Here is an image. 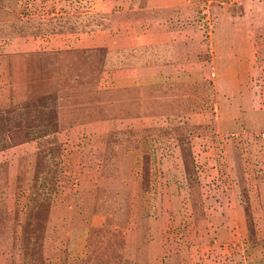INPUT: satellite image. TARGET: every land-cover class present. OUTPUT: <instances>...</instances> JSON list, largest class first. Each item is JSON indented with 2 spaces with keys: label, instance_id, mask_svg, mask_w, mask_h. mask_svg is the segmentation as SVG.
I'll list each match as a JSON object with an SVG mask.
<instances>
[{
  "label": "rangeland",
  "instance_id": "1",
  "mask_svg": "<svg viewBox=\"0 0 264 264\" xmlns=\"http://www.w3.org/2000/svg\"><path fill=\"white\" fill-rule=\"evenodd\" d=\"M151 19L178 43L49 49ZM225 25L264 37V0H0V264H264V46L236 67ZM160 55L183 74L90 81Z\"/></svg>",
  "mask_w": 264,
  "mask_h": 264
},
{
  "label": "crops",
  "instance_id": "2",
  "mask_svg": "<svg viewBox=\"0 0 264 264\" xmlns=\"http://www.w3.org/2000/svg\"><path fill=\"white\" fill-rule=\"evenodd\" d=\"M163 21V19H151L145 21L143 26H136L132 22H122L119 26L115 24L112 30L102 28L84 34L81 39L74 38L71 45H66V42L69 38H73V34L67 33L59 35L61 36L59 38H51L49 45L55 43V45H60V49L80 50L108 46L113 50H117L140 45L146 47L172 42L178 43L176 41L180 39L179 36L184 32V29L170 28L168 22L163 23ZM222 35L224 39L221 38ZM254 35L256 34L251 28H235L232 25L216 27L212 34L213 46L215 50L220 46L228 51L240 50L241 54L236 57L235 65L242 68L249 63L247 52L250 49H258L260 46H264V37L255 36L253 38ZM234 36L236 37L235 40ZM50 47H53V45L49 46V49H52ZM159 57L147 59L144 62H132L130 59H125L120 64L114 63L109 69H105L106 66L103 65L90 81L96 85L97 90L105 89L106 84L113 89H127L130 87L147 89L156 86L160 82L170 80L174 76L177 77L183 74L182 67L184 63L178 57H174L172 61L167 57L165 58L164 55Z\"/></svg>",
  "mask_w": 264,
  "mask_h": 264
}]
</instances>
